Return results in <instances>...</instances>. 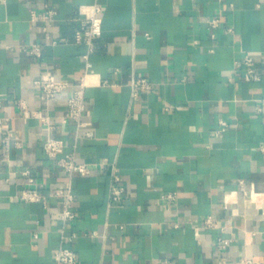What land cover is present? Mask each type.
Segmentation results:
<instances>
[{
    "label": "crops",
    "instance_id": "1",
    "mask_svg": "<svg viewBox=\"0 0 264 264\" xmlns=\"http://www.w3.org/2000/svg\"><path fill=\"white\" fill-rule=\"evenodd\" d=\"M96 2L104 9L103 34L87 73L88 48L74 36L78 18ZM46 3L57 12L50 40L32 21V11L40 18ZM34 44L44 46L41 59L22 51ZM249 53L260 81L244 82V69L236 68ZM47 70L70 84L49 108L40 100ZM140 78L153 88L134 98L130 84ZM82 82L88 125L76 140L75 123L63 117ZM21 101L42 110L53 128L21 118ZM260 107L264 0L0 1V119H10L20 144L7 149L0 134V264H56L63 228L75 236L63 245L79 264H232L246 255L264 264V213L246 208L240 184L264 193ZM49 136L90 165V175L72 179L77 217L65 227L62 199L53 195L69 177L45 152ZM26 171L49 196L48 208L21 200L31 187ZM115 171L125 188L121 202L111 200ZM167 193H177V201L163 199ZM208 216L226 233L202 228L197 238ZM219 237L234 240L222 254Z\"/></svg>",
    "mask_w": 264,
    "mask_h": 264
},
{
    "label": "built area",
    "instance_id": "2",
    "mask_svg": "<svg viewBox=\"0 0 264 264\" xmlns=\"http://www.w3.org/2000/svg\"><path fill=\"white\" fill-rule=\"evenodd\" d=\"M1 2H6L7 0H0ZM24 3H36L40 0H21ZM44 11L42 12L40 18L36 11H32V21L40 22L41 29L46 35V39L50 40L49 31L53 26L57 12L52 7V5L46 3L44 4ZM104 9L103 6L96 2L94 5L88 7V9L83 12L82 17L78 18L80 21V27L76 30L74 36V42L77 45H85L88 48V52L84 55L85 60V69L89 73L93 69V64L90 60L91 54L94 53L95 42L103 34V15ZM211 28H217L220 25V21L215 19L211 22ZM53 44L56 45L57 41H53ZM10 49L11 47H7ZM22 51L29 54L32 57L41 59L44 54V46L42 44H34L31 46H22ZM237 69H244L245 75L243 78L244 82H257L261 80V74L257 69V60L252 54H246L242 60H238L235 63ZM41 95L40 100L46 105L47 108L55 102L59 96L70 87V84L65 81H58L53 72L47 70L41 77ZM130 87L132 88L133 97L137 98L141 95L142 92L151 91L153 88L152 83L147 79H135L131 82ZM86 83L82 82L74 93L67 100V111L63 117V123H75L77 137L76 140L82 137L81 131L88 124L84 122V117L88 108V100L85 95ZM20 115L23 119L35 118L39 119L44 125H47L49 129H52L50 117L44 115L42 110L31 111L28 104L25 101H21L20 104ZM258 112L264 115V108H258ZM222 129L225 131L228 127V124L224 121L221 122ZM0 134L2 135V143L11 149L12 147H19L20 144L16 143L14 140V131L10 126V119H0ZM87 138L93 137L92 133H87L85 135ZM44 148L47 156L57 162L58 167L64 171L69 177V182L65 189H60L54 193V197L62 199L63 204V213L61 216V221L64 227L74 221L77 217V214L74 210L75 205V196L72 188V179L76 175L88 176L90 175V165L86 163H81L77 159V153L74 151L70 154H65L66 143L64 140L57 139L53 136H49L44 141ZM259 151L264 155V145L259 147ZM25 177L28 178V183L31 187L25 189L20 198L24 203H41L46 208L49 207V196L40 193L36 190L37 181L30 176L29 171L23 173ZM112 185H111V200L112 202H121L124 199L125 188L121 185V176L115 171L112 174ZM242 191L245 194L244 203L247 209H256L257 211H263L264 213V193H256L253 189L250 191H245V181L240 182ZM163 199L170 202H176L178 199L177 193H167L163 196ZM230 204V200L226 199L225 205ZM175 228H180L179 224L175 225ZM217 230L221 233H226L227 227L222 225L221 221L214 217L208 216L201 228H196V236L200 237L201 229ZM254 236V233H251V238ZM75 238L67 237L64 232V228L61 231V247L56 252V264H79L78 254L69 248L64 247L66 241H72ZM35 240L39 239V234H35ZM234 240L232 238L219 237L218 238V252L220 254L225 253L232 246ZM220 264H226L225 260H222ZM232 264H261L249 256H244L240 261Z\"/></svg>",
    "mask_w": 264,
    "mask_h": 264
}]
</instances>
